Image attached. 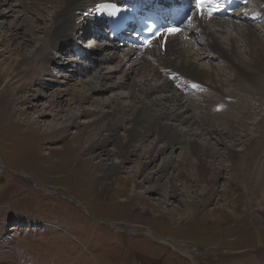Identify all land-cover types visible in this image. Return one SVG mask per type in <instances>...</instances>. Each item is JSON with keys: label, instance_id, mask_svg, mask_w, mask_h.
<instances>
[{"label": "rangeland", "instance_id": "374dc122", "mask_svg": "<svg viewBox=\"0 0 264 264\" xmlns=\"http://www.w3.org/2000/svg\"><path fill=\"white\" fill-rule=\"evenodd\" d=\"M23 3L26 0L0 3V42L3 37L9 40L0 45V63L11 54L3 51L5 47L18 46L19 50L11 54L17 62L22 53L35 51L33 46L41 43L38 39L45 38L41 32L45 26L37 20L32 23L34 14L23 10ZM263 3L264 0H256L252 11H258L259 7L260 10L250 14L255 18L264 16L260 13ZM43 14L41 19L49 26L50 14ZM72 19V27H76L72 38L62 40L59 46H48L47 57L51 60L47 66L39 61L36 71L37 59L27 62L35 66L27 70H33V74L36 71L38 79H31L32 73L22 79L19 73L20 81L12 89L18 87L22 92L7 91L4 95L0 92V264H264V180L262 185L256 177L264 171V126L255 149L243 152L247 138L258 137L257 124L264 114L248 76L237 80L223 58H213L199 45L198 56L193 53L191 59L200 71L213 70L215 78L206 81L211 85L200 81L202 85H182L176 89L171 84L170 92L161 95L166 99L164 108L184 114L194 123L199 120L198 126L194 124L189 129L173 122L171 125L187 134L186 138L194 135L191 138L199 145L210 142L222 154L220 162L214 163L222 171L221 178L215 184V196L206 206L201 202L205 183L192 173L176 180L174 199L166 200L161 192L168 175L161 178L154 194L144 196L145 199L137 197L136 184L142 183L137 169L146 162L141 149L130 155L105 189H100L98 182L103 174L100 165H110L117 157L116 142L89 150V142H81L79 138L90 120L82 113L99 108L110 112L116 105L129 107L133 100L130 92H134L133 98L138 97L140 88L146 87L142 85L146 77L150 85L153 77L137 69L128 70L129 63L122 57L127 47L110 41L104 31L92 34L91 25L85 27L90 20H80L75 14ZM249 25L264 35V17L258 22L243 23L244 27ZM32 26L35 30L39 28L40 33L29 36ZM15 31L19 35L12 42L9 35ZM21 37L32 39V44L19 45ZM194 38L202 42L198 36ZM80 51L86 56L79 58ZM204 52L210 58L206 54L201 57ZM235 52L238 54L232 59L248 61L245 49L238 47ZM209 61L215 66L213 69ZM98 74L107 76L102 84L94 79ZM159 77L155 84L161 86L165 80L171 83L166 76ZM93 87L96 91L89 92ZM172 94L182 106L166 98ZM80 95H87V101L81 100ZM24 98L29 102L22 103ZM203 101L217 112L223 105H230L233 112L229 119L233 126L240 124L238 108L251 114L242 118L244 128H238L241 133L232 137L223 121H215L213 114L202 112ZM13 109H18L15 114ZM19 110L24 114L20 115ZM76 115L78 118H72ZM32 122L31 127L28 124ZM126 124L128 127V121ZM202 127L215 131L214 135H202L199 131ZM34 129L32 137L28 135L18 141L20 135ZM117 137L123 139L124 132L119 130ZM157 137L155 132L147 136L142 147H154ZM240 138L233 144V139ZM225 146L238 156L234 164L226 161ZM167 154L174 161L181 160L178 148ZM98 155L101 157L97 158ZM164 157L156 158L153 168L149 166L148 170H155ZM246 167L249 172L244 171ZM230 183L233 190L228 193L224 190ZM256 183H260V189L253 188ZM150 185L146 183L144 187Z\"/></svg>", "mask_w": 264, "mask_h": 264}, {"label": "bare ground", "instance_id": "6f19581e", "mask_svg": "<svg viewBox=\"0 0 264 264\" xmlns=\"http://www.w3.org/2000/svg\"><path fill=\"white\" fill-rule=\"evenodd\" d=\"M7 1L8 0H1L0 3L6 4ZM103 1L107 0H26V3H23L21 6L23 10L28 12V14L29 12H32V14H34V18L32 17V23L35 24V21L37 20V22H41L45 26V28L43 27L44 29H42L41 31L42 34H44L45 38L43 40H37L38 42L41 41V43L33 46L35 48L34 52L28 51L30 53L26 54L27 51L25 50L26 52L22 53L21 60L17 62L13 61V59L11 58V54L19 50L18 46L15 48H4L3 51L11 54L9 57H5L4 60L0 63V84L2 83L0 92L3 91V95L7 91H10L11 93L12 91H14L15 93L20 92L21 89H19L18 87L12 89V86L20 81H18V79H20V77H18L19 73H21L22 79L24 77L27 78L32 73L33 70L28 71L27 67H31L34 65H30V63L27 62L30 61V59H37L36 64L39 63V61L43 64L46 62L47 66V64L51 60L47 57V49H49L48 46L53 45L56 47L61 45L62 40L70 41V39L72 38V34L76 29V27H72V15L75 14L78 16V18H80V20H83V12H85L87 9L93 8L97 3ZM248 7H244L240 12L246 10V8ZM261 7L262 8L260 13L264 15V3ZM25 11H23V13L26 14ZM42 13L50 14L48 21L49 26L45 25V19H41ZM237 15H239L237 19L231 18L229 21L217 20L215 18L210 19L204 16H201V18L199 19L194 18L192 21V25L188 29H186L185 32L176 31L162 36L161 40L165 44L164 53L161 51L160 47L156 45L151 50L146 51L130 47H127L123 51L122 57H125V60H127V62L129 63L128 70L132 68L133 71H135V69H137V72L144 71L148 73L149 77L153 78H150L151 85L149 84L147 77V80L145 79L143 84L141 83L146 87L144 88L141 85L143 88H140V92L137 90L139 92L138 97L136 95L135 98H133L134 92H130L129 96L131 100H133L131 101V105H129V107L116 105V107L114 106L111 108L110 112H105L106 110L103 111V109L99 108V110L96 109L91 113H82V116H85L87 118L89 117L90 120L86 123L85 130H82L79 138L81 136V142H89V150L94 147H103L110 141L116 142L117 151L115 152V154L117 155V157L115 156L110 165H100V167L102 168L101 170H103L102 178L99 179V182L97 181L100 189H105L107 182L112 180L117 172L122 169L123 163L126 160H129L130 155L136 154V151H140L141 149V151L143 152L142 157L146 159V162L139 165L137 169L138 175L142 178V183L136 184V187L139 189V191L135 192L136 196L139 195L142 196L141 199H145L144 196L154 194V192L160 186L159 181L161 180V178L165 177V175H168L165 183V189H163L161 192L166 200L174 199V197L176 198V180L184 175H190L192 173L191 175L196 178L203 179L205 183V193L201 199L202 206H206L212 200V198L215 196V184L217 180L221 178L220 173L222 172L221 170H218V168H216L214 163L220 162V159L223 158L222 154L219 153L215 146L213 147L212 143V145H210V142L206 143V145H199L194 138H191L194 135H191V137L188 136V138H186L187 134H183L181 130L177 129V127L173 126V124L171 125L170 123L173 122L177 123L178 127L184 126L186 129H189L196 124L198 126L199 120L196 121L195 119L194 123L193 119L186 117L184 114H174L172 111L164 108L162 105L163 102L166 101V99H164L162 96H166V94L170 92L168 90L171 84H173V86L175 84L176 89L184 87L182 85L196 87L202 85L201 82H203V85H211V83H208L206 81L213 80L215 78L212 76L213 70L211 72L205 70L200 71L199 68L197 69L195 63L191 59L193 58V53H195L196 55L197 51L201 50L197 47L200 45L202 47V50L207 51V53L211 54L213 58H223V60H225V64L231 67L235 72V78L237 80L243 79L248 76L255 93L260 98L259 102L261 103V111L264 114V35L261 36L262 31L255 28L254 26H243V23H249L247 18L255 16H252L251 14H246L245 16L243 13H235V16ZM87 20L90 21L86 24L85 27H90L91 25L93 31H91L92 34L97 35L98 32L104 31V27L100 22H94L92 18H89ZM237 20L239 22H237ZM30 22L31 21H29V23ZM240 26L243 27L241 32L238 31V29L241 28ZM18 29L19 28H17L16 30ZM38 29L36 28L35 30V26L29 27L28 31H30L29 34H31L29 36L40 33ZM17 33L18 32L10 33L9 39H11L12 42L15 40L14 38L19 35V33ZM195 35L201 38L202 42L195 41ZM225 36L226 38L224 39ZM4 42H9L8 38L3 37L0 45ZM31 42H33L32 39L24 40L21 37V42L19 45H23V43L29 45ZM126 46L127 45H123L122 47ZM238 47H242L246 50V54L248 57L247 62H240L238 57H235V59L231 58V56H236L238 54L237 52H235ZM207 53L204 52L200 56L202 57L204 54H206L207 58H210V55ZM78 54L80 56H86V54L81 51ZM200 58L199 60H201ZM233 62H235V64ZM209 63L212 65L211 61H209ZM1 66L4 67L2 68ZM38 66L39 64H37L36 66V71ZM214 67L215 66L212 65L211 69H213ZM35 73H32L31 79L33 77H36ZM162 75L170 78L171 83L165 80V82H162L161 86L155 84L154 80H158L157 78H160L159 76L162 77ZM36 79L38 78L36 77ZM94 79H96L97 83L102 84L107 79V76L98 74L95 75ZM217 89H219V87ZM94 91H96L95 87L89 89V92ZM80 97V99H83L84 101H87L88 99L87 95H80ZM166 98H169V100H171L173 104L182 106L176 95L172 94ZM26 102H29L27 98L22 99V103ZM59 102L60 100L58 101V103ZM245 102L246 101H240V103ZM200 107L204 114H213L214 116L212 117L213 119H216L215 121H223V123L228 127V135H231L232 137L238 136L237 134H239L240 132L238 128H244L242 118L246 115L249 116L251 114V111L250 114H248L249 111L244 112L243 110L238 108L236 112L237 114L241 115V119H239L240 124H235V126H233L230 125L233 121L229 119L231 113L233 112L230 105H223L220 112L214 111L211 108L210 104L206 101H203V104H201ZM16 110H12L14 114ZM19 114H24V111L19 110ZM76 117L77 115L72 116V118L74 119H76ZM127 121L128 127L126 126ZM11 122L13 121H10V124ZM75 124L76 123L74 120L73 125ZM28 125L32 127L34 126V122ZM257 125L258 127L255 128L257 130L258 137L250 136L247 138V143L243 146V152L245 154L255 149L259 140V135L263 129L262 126H264V117L263 119L259 120ZM66 127L67 125L65 126V128ZM119 130H122L124 132L123 139H121L120 137L116 138L117 132ZM199 131L203 132L202 135L205 136L214 135L215 132L205 127H202V130L199 129ZM34 132L35 129L30 131L27 130L26 133H24V136L20 135L18 141L28 135L32 137V135H34ZM154 132L158 134V137L155 139L156 142L161 143L162 146H157L156 143L154 147H142V142L145 140V138L153 134ZM196 136L197 135H195V137ZM198 137L199 136H197V138ZM240 140L241 138L239 140L233 139L232 141L233 144L236 145V143H238ZM219 142L221 141H218L217 143ZM214 145L216 144L214 143ZM175 148L181 150V160L179 161H174L171 156L167 157V153ZM224 151L226 155L223 156L225 157L227 162L233 163L234 161H238V156L234 151L231 150V148L225 146ZM160 155H165L166 157L164 158L166 160L164 159V161H162L157 167H155V170H148L149 166L153 168L154 160H156V158H158ZM99 157H101V155L97 156V158ZM245 169L246 170L244 171L249 172L248 167H246ZM263 173L264 171H260V173L256 175L262 185V181L264 180L262 179V176H264ZM146 183L151 185L144 187ZM260 183H256L253 188H259ZM232 190L233 185L230 183L227 187H225L224 191L231 193Z\"/></svg>", "mask_w": 264, "mask_h": 264}, {"label": "snow or ice", "instance_id": "6c2138e0", "mask_svg": "<svg viewBox=\"0 0 264 264\" xmlns=\"http://www.w3.org/2000/svg\"><path fill=\"white\" fill-rule=\"evenodd\" d=\"M207 2L211 3V0H207ZM203 6H204L203 5V0H198L196 7L199 9V8H201ZM111 9H112V11L110 13L111 15H116L120 11V9L114 4L111 6ZM175 31H177V29H169L170 33H173Z\"/></svg>", "mask_w": 264, "mask_h": 264}]
</instances>
